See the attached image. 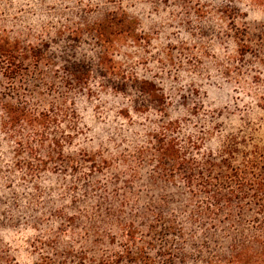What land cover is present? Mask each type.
Wrapping results in <instances>:
<instances>
[{"label": "rangeland", "instance_id": "374dc122", "mask_svg": "<svg viewBox=\"0 0 264 264\" xmlns=\"http://www.w3.org/2000/svg\"><path fill=\"white\" fill-rule=\"evenodd\" d=\"M104 19L113 32L100 37ZM121 25L127 30L116 33ZM0 58L20 68L12 93L0 74V112L18 118L55 106V119L40 117L58 138L70 133L59 109L70 108L77 131L62 153L105 162L96 172L82 162L29 174L14 167V145L0 132V264H39L50 249L37 240L91 246L84 218L75 217L102 196L104 205L128 200L124 217L164 201L184 232L155 243L157 264H167L158 255L164 248L175 254L171 264H193L201 237L192 239L186 220L192 200L180 178L155 175L147 135L178 121L174 135L199 142L188 149L195 157L229 135L264 143V0H0ZM84 65L91 74L79 87L70 71ZM107 245L99 249H114Z\"/></svg>", "mask_w": 264, "mask_h": 264}, {"label": "trees", "instance_id": "16d2710c", "mask_svg": "<svg viewBox=\"0 0 264 264\" xmlns=\"http://www.w3.org/2000/svg\"><path fill=\"white\" fill-rule=\"evenodd\" d=\"M110 27V20L104 19L97 34L104 37L112 33L107 30ZM126 30L121 25L116 33ZM8 63L14 67H8ZM109 68L113 70L114 67ZM19 70L14 61L0 58V74L10 79L11 93L16 91L12 87V79H15L12 75H20ZM90 74V69L84 65L79 71H70V78L73 84L85 87ZM143 82L140 81L138 88L148 92V85ZM27 110L18 118L0 112V132L14 145V167L29 174L48 168L74 171L82 162H89L91 171L103 168L104 160H97L96 156L82 153L76 159L62 153L61 142L70 143L72 133L77 131L72 109H59L68 117L70 133L58 138L49 135L50 125L40 117H50L49 121L55 119L57 107L50 105L44 113L36 111L35 116ZM177 123L168 121L159 125L154 134L147 135V144L152 150L149 160L154 162L155 175L165 180L180 178L188 201L192 200L186 220L192 224V239L201 237L194 246L193 264H264V143L229 135L213 153L188 156V149H198L199 142L191 136L181 140L174 135ZM139 153H144L143 148ZM104 200L102 196L97 199L93 211L75 217L78 224L84 218L80 230L84 232V241L90 239L91 246L76 249L71 244L61 247L58 240L47 243L37 240L50 249L49 254L40 257L39 264H157L152 251L155 243L164 240L165 235L177 236L184 232V228L172 219V214L164 213V201L147 203L140 212L124 217L123 208L128 200L121 199L115 205H104ZM66 220L67 224L75 223L74 217ZM110 227L116 233H111ZM103 241L114 249H99ZM171 250L159 251L161 262L171 264L175 256ZM3 263L9 264L7 260Z\"/></svg>", "mask_w": 264, "mask_h": 264}]
</instances>
